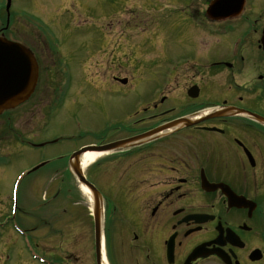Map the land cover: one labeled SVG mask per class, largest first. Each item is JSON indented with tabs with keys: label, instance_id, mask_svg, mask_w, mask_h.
I'll return each mask as SVG.
<instances>
[{
	"label": "flooded vegetation",
	"instance_id": "1",
	"mask_svg": "<svg viewBox=\"0 0 264 264\" xmlns=\"http://www.w3.org/2000/svg\"><path fill=\"white\" fill-rule=\"evenodd\" d=\"M76 1L83 11L95 7L93 1ZM161 1L147 0L143 12L134 9L135 14H142L135 20L130 18L128 24L163 27L159 44L153 41L154 57L158 54L181 59L185 55V66L161 73H131L130 83L125 79V84L119 82L118 75L99 77L102 85L110 88L111 99L121 95L123 100L130 97L131 103L124 106L120 118L117 105L105 109L99 97L101 117L95 125L99 133L95 143L86 146L103 151L118 141L210 109L246 111L264 117V50L260 46L264 18L252 28L248 23L228 24L261 11L264 0H245L242 14L234 19L208 13L209 5L217 0H166L177 16L184 13L185 17L164 24L159 23L164 18L150 16ZM31 5L33 0H25L28 10ZM70 7L65 8L68 14ZM28 14L38 19L34 13ZM59 21L55 17L48 24H36L18 17L14 26L4 23L0 27H80ZM16 34L18 38L12 41L34 58L37 81L23 104L0 115V206L6 203L8 209V214L0 212V240L8 224L15 233L19 229L31 236L35 231L23 223L26 218L37 219L35 215L21 217L20 212L17 219L10 216V191L21 171L26 174L19 184L18 201L25 189L36 187L38 194L40 187V197L44 187L54 190L51 149L56 143L51 129L56 115L74 105L71 91H79L81 100L74 102L82 107L94 102L102 90L99 86L94 88L96 96L88 95L81 73L75 81L68 61L73 53L68 40L51 43L42 35L39 38L34 30L23 28ZM2 36L5 34L0 29ZM203 39L207 42L204 50L199 46ZM215 39H219L217 44ZM196 62H203L200 66L207 71L190 70ZM132 75L139 76L140 82L133 83ZM128 84L131 88L126 91ZM100 154L89 168L93 176L88 179L94 181L103 204V264H264L261 124L238 116L198 119L188 128L152 135L128 148ZM40 163L44 165L30 172ZM4 185L8 187L5 191ZM4 194L6 199L1 198ZM40 197L38 194L37 200H31L32 208L54 201V193L47 200ZM80 218L85 225L84 216ZM52 224L50 221V228ZM72 237L78 249L55 253L51 264H97L84 234ZM83 243L86 247L82 249Z\"/></svg>",
	"mask_w": 264,
	"mask_h": 264
},
{
	"label": "rangeland",
	"instance_id": "2",
	"mask_svg": "<svg viewBox=\"0 0 264 264\" xmlns=\"http://www.w3.org/2000/svg\"><path fill=\"white\" fill-rule=\"evenodd\" d=\"M87 1H93L95 7L91 10L75 12L77 8L78 10H83L75 0H33V5H31L33 8L30 11L38 16L42 22L48 24L52 18L58 17L59 23H70V18L73 16L76 19L75 23L80 27H24L27 31L34 30L38 37L39 35L44 36L38 31L48 32L50 30L56 40L58 39L60 42L63 39L68 40L73 49L68 61L70 72H75V81L78 78V74L81 73V82H83L88 95L92 96H96L94 88L102 87L101 92L97 95L98 98L94 102H86L82 107L74 102V99L81 98L79 91H71V105H74L70 107L68 112H66L67 108V110L56 115L53 121L54 127L51 130H53L54 138L67 139L62 143H56L52 147L54 158L70 156L74 152H79L81 147L95 143L99 133V127L95 125L100 120V106H102V103L98 101L99 97L103 98L105 109H110L113 104L117 105L119 117L123 118L122 110L125 105L131 103L130 97L123 100L121 95H119L111 99L110 88L102 85L99 77L107 78L113 74L129 81L131 73L171 71L174 66L184 67L187 61L185 55H182L181 59L180 56H175L174 59H167L158 54L156 57H154V54H150L154 52V45L151 40L154 39L156 44H159V40L162 37L159 35V31L157 32V29H155L154 34H156L152 38L154 29L151 28L157 26L153 25L150 29L149 27L133 26L117 27L121 19L127 20L128 14L133 13L134 9H139L140 12H143L147 0ZM69 3L74 7H70ZM24 4L25 0H13L10 11L11 16L29 18L28 15L30 14H28L29 12H27ZM67 7L71 9V17L65 16V8ZM260 10L248 15L246 23L250 25V28L255 27L254 24L256 22H260V17H264V1L260 5ZM153 12L155 19H160V17L165 19V21L160 20V24L167 23L169 20L178 21L181 17H185L184 13L181 14V17L177 16L172 9L171 3L166 0H162L160 6ZM4 15V0H0V23H2ZM16 17H14V23ZM111 19L112 22H110ZM14 23L12 26H14ZM16 28L9 27L4 32L5 36L8 39L16 40L18 38ZM143 29H146L147 32H144ZM204 40L206 39H203V44L199 45L202 50L205 49L207 43ZM218 41L219 39H215L216 44ZM228 43L225 44L228 45ZM132 78L133 83L140 82L139 76L132 75ZM127 83H130V81ZM122 87L119 85V88ZM105 88H107V91ZM126 88V91H128L131 86L128 84ZM4 112L6 111H1L0 115H3ZM18 164H20L19 160ZM65 170L66 163L65 160H62L59 162V169L55 170L52 175L53 191H48L44 187L42 197H40L42 190L39 187L38 194L41 200H47L48 195L54 193V201L51 204L45 203L43 207L39 208L30 206L31 200L38 199L36 187L30 190L25 189L22 192L21 200H17L18 206H16V209L18 207V214L16 213L14 218L17 219L20 212L23 214L21 217H25L26 214L37 217V219L33 220L26 218L23 223L35 229L29 246L45 259H54L55 253H74L78 249V245L76 238H73L72 234L74 237L84 234V238L87 240V248H90V252L93 250L91 248L93 247V227L89 216L87 197L76 186L74 180L66 174ZM84 174L89 178V176H93V171L88 168L84 170ZM7 188L4 185L3 191ZM17 197L19 199V194ZM1 198L6 199L5 194L1 195ZM4 206L6 207L7 204L2 203L0 212L3 210V212L8 214V209ZM82 216H84L86 226L80 218ZM50 221L53 222L51 228L54 233L51 232ZM3 231L5 237L3 236L4 239L0 240V264H38L24 250L21 237L15 233L9 224ZM67 239H70L68 245ZM84 247L86 245L83 243L82 249ZM87 259H89L88 256Z\"/></svg>",
	"mask_w": 264,
	"mask_h": 264
},
{
	"label": "water",
	"instance_id": "3",
	"mask_svg": "<svg viewBox=\"0 0 264 264\" xmlns=\"http://www.w3.org/2000/svg\"><path fill=\"white\" fill-rule=\"evenodd\" d=\"M6 11L10 8V0H6ZM9 66L11 70H5ZM36 73L30 57L16 44L0 39V112L3 109L14 108L19 102L26 100L33 91ZM222 116V113L210 114L206 118ZM264 124V120L256 118ZM180 126V123H178ZM191 123L182 122L181 126H189ZM178 126H168L163 130H171ZM124 143L116 144L114 148L123 147ZM84 151V150H83ZM81 151V152H83ZM78 152L69 160V167L82 186L89 190L92 195V205L95 222V241L98 253L100 242L101 209L95 190L81 176L78 162Z\"/></svg>",
	"mask_w": 264,
	"mask_h": 264
},
{
	"label": "bare ground",
	"instance_id": "4",
	"mask_svg": "<svg viewBox=\"0 0 264 264\" xmlns=\"http://www.w3.org/2000/svg\"><path fill=\"white\" fill-rule=\"evenodd\" d=\"M5 70H6V71H7V70L9 71V70H11V68H10L9 66H6V67H5ZM119 82H120V78H119ZM24 101H25V100L19 102V103L16 105V107H18V106H20L21 104H23ZM60 111H61V110H60ZM59 114H60V112H59ZM100 155H101V154H100V153H97V152H87V153H85L83 156H81V158L79 159V165H80L79 169H80V170L82 169V171H80L81 176L84 177V170H86V169L89 168L91 165H93V163L96 161V159H97ZM72 179L74 180L76 186H78V188H80V191H81L84 195H86V196L88 197V202H89L90 205H91V204H92V199H91L89 193L85 190V187L82 186V184H81L79 181H77V179L75 178V176H74ZM84 179H85V178H84ZM100 209H101V212H102V211H103L102 206L100 207ZM15 214H16V212H15ZM14 216H15V215H14Z\"/></svg>",
	"mask_w": 264,
	"mask_h": 264
}]
</instances>
